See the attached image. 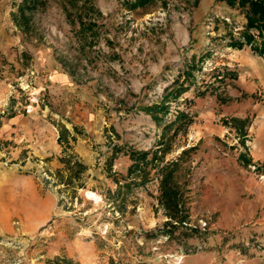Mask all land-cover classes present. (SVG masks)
<instances>
[{"label": "rangeland", "instance_id": "1", "mask_svg": "<svg viewBox=\"0 0 264 264\" xmlns=\"http://www.w3.org/2000/svg\"><path fill=\"white\" fill-rule=\"evenodd\" d=\"M24 1L0 0V264L264 262L248 4ZM171 162L184 222L165 227Z\"/></svg>", "mask_w": 264, "mask_h": 264}, {"label": "trees", "instance_id": "2", "mask_svg": "<svg viewBox=\"0 0 264 264\" xmlns=\"http://www.w3.org/2000/svg\"><path fill=\"white\" fill-rule=\"evenodd\" d=\"M147 0H135L131 4V8L136 6H142ZM240 6H243L245 4H248L249 6V14L247 16V28H258L264 33V1H253V0H239ZM38 0H26L23 3V7L27 9H31L38 4ZM250 37L247 38V42H250ZM236 46L242 47L241 45L237 44ZM259 54L264 59V46L259 49ZM163 107H155V113H165L163 111ZM185 150L182 151L181 155L184 154ZM170 167H164L162 168V171L160 173L161 176V182H160V189L162 192V198L164 201H162L165 206L169 209V212L166 215V221L164 222V226H174L172 224L173 221L182 224L184 222V218L180 216V210H179V197H178V191L176 186L173 185L172 179H173V173L176 170V164L171 162L169 165ZM143 181L141 180L140 183ZM52 264H76L73 263L71 260H67L65 258H55L52 261H49Z\"/></svg>", "mask_w": 264, "mask_h": 264}, {"label": "crops", "instance_id": "3", "mask_svg": "<svg viewBox=\"0 0 264 264\" xmlns=\"http://www.w3.org/2000/svg\"><path fill=\"white\" fill-rule=\"evenodd\" d=\"M199 134H201V130L198 131ZM253 142H248L250 145H254V148L256 149L255 151H250V153L252 154V157L254 159V161H256V166H262L264 164V132H257L253 134ZM255 152V154H254ZM258 160V161H257ZM253 182H255V179L253 178H249L246 180L244 188L248 189L250 187V189L254 192V198L252 199V201L250 202H244V206L246 209L250 210V211H257L258 206H259V202H263L264 200H259V198H264V185L261 184H257L254 185ZM216 189H222L220 185H216ZM262 225V223H261ZM264 226V225H263ZM239 250H242L241 245L238 246ZM239 254V253H238ZM246 264H264L263 261H261L260 259H256V260H249V262H247L246 260H244ZM243 262V260H242Z\"/></svg>", "mask_w": 264, "mask_h": 264}, {"label": "built area", "instance_id": "4", "mask_svg": "<svg viewBox=\"0 0 264 264\" xmlns=\"http://www.w3.org/2000/svg\"><path fill=\"white\" fill-rule=\"evenodd\" d=\"M205 227H206V224L205 223H202V230H205Z\"/></svg>", "mask_w": 264, "mask_h": 264}]
</instances>
